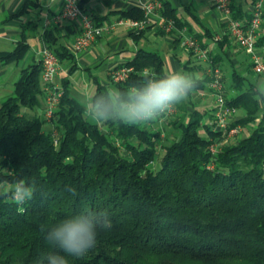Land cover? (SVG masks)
<instances>
[{
  "label": "trees",
  "instance_id": "trees-1",
  "mask_svg": "<svg viewBox=\"0 0 264 264\" xmlns=\"http://www.w3.org/2000/svg\"><path fill=\"white\" fill-rule=\"evenodd\" d=\"M161 12L177 23L164 3ZM120 14L144 18L137 7ZM231 18L238 16L231 12ZM43 40L60 63L71 58L52 31H44ZM256 43L264 44V35ZM27 49L19 41L0 58L18 59ZM119 66L132 67L128 76L114 82L108 75L106 83L93 78V94L106 86L124 88L146 73H167L160 54L145 48ZM206 68L198 89L206 87ZM40 73V59L23 68L0 104V181L35 180L45 192L23 206L0 198V264H33L47 248L41 223L98 207L110 209L112 228L99 233L83 259L69 257V264H264V109L252 99L255 81L232 70L226 86L221 74L225 101L235 108L227 128L245 131L219 140L212 154L209 146L223 130L216 129L209 108L191 99L163 117L167 129L158 126L160 120L97 124L86 117L66 75L48 120L37 112L45 103Z\"/></svg>",
  "mask_w": 264,
  "mask_h": 264
},
{
  "label": "crops",
  "instance_id": "crops-1",
  "mask_svg": "<svg viewBox=\"0 0 264 264\" xmlns=\"http://www.w3.org/2000/svg\"><path fill=\"white\" fill-rule=\"evenodd\" d=\"M26 1L0 0V54L13 50L19 41L28 45L26 53L18 59L5 62L0 58V104L13 93L14 83L20 77L22 69L39 60V51L46 45L43 40V33L46 30L52 31L56 45L64 46L72 55L70 59H62L61 69L54 79L55 83L60 85L61 78L67 75L71 89L72 86H79L88 94L94 92L93 78L96 77L93 76L82 85L79 83L76 85L70 77L72 73L78 68L88 70L99 68L105 73L104 83H106L110 71L132 59L138 48L158 52L164 61L167 73L173 70H185L197 74L202 79L205 76L203 69L205 63L191 62L195 59L192 58L189 50L186 61L183 63L181 61L184 57L182 48H186L181 43V37L184 35L194 37L201 46L217 56L221 66L225 63L230 72L236 70L247 76L250 70L253 71L249 67V55L226 33L227 19L231 17V13L226 15L211 0H161L164 3V10L171 9L177 19L171 33L162 31L161 22L165 17L160 10L147 16L142 32L133 30L126 23L117 24L99 35L87 49L76 53L71 50V46L79 33L80 19L55 20V15L61 9V0H32L23 8ZM147 1L149 0H78L82 10L98 24L118 20L121 17L130 18L121 16L120 12L133 7L141 9V4ZM252 2L253 0H230L231 12L238 16V20L246 22ZM263 35L264 20L258 37ZM73 64L75 69L69 74ZM228 69L225 68L224 72L222 70L224 84L226 81L229 84L230 81L231 73L228 76L226 74ZM64 71L66 74H63ZM200 89L202 88L195 92L198 100L195 103L199 107L206 105L209 99V94L203 93ZM37 112L41 114L42 108L40 107Z\"/></svg>",
  "mask_w": 264,
  "mask_h": 264
},
{
  "label": "clouds",
  "instance_id": "clouds-1",
  "mask_svg": "<svg viewBox=\"0 0 264 264\" xmlns=\"http://www.w3.org/2000/svg\"><path fill=\"white\" fill-rule=\"evenodd\" d=\"M201 78L190 71L173 70L163 75L144 74L124 88L106 86L98 94L84 95L80 104L88 119L97 123H120L125 126H147L161 120L174 107L184 103L198 89ZM252 99L264 108V78L254 82ZM73 196L75 187L66 189ZM45 195L35 180H16L11 185L0 181V198L18 206L32 201L36 194ZM109 208H84L51 224L41 223L40 232L47 248L33 264H69V257L83 259L98 243L101 231L113 226Z\"/></svg>",
  "mask_w": 264,
  "mask_h": 264
},
{
  "label": "built area",
  "instance_id": "built-area-1",
  "mask_svg": "<svg viewBox=\"0 0 264 264\" xmlns=\"http://www.w3.org/2000/svg\"><path fill=\"white\" fill-rule=\"evenodd\" d=\"M212 3L222 10L226 15H230V0H211ZM163 8L161 0H149L141 4V9L144 12V18L133 19L123 18L118 20L107 21L103 24H97L93 19L85 13L78 3V0H61V9L55 15V20H75L80 19V29L75 37L71 50L80 52L87 49L91 43L103 32L112 29L117 24H129L133 30L139 32L147 22V16L150 13H155ZM264 0H254L250 6L249 17L246 22L229 17L227 19L226 33L249 55L252 62V70L264 77V44L256 43L261 30V25L264 20ZM161 28L167 33H171L175 27L172 19L165 18L161 22ZM181 43L191 53L193 59L202 61L206 65V74L209 77L206 81V87L203 93H208L212 96L209 104L205 108H209L213 114L216 129L223 130V134L219 139L210 144L209 149L212 154L217 151V142L224 139H234L241 135L243 127L237 125L227 128L228 122L233 119L235 108L228 105L223 95L224 87L221 81V69L212 62L209 50L200 45V43L190 35L181 37ZM39 59L41 63V83L45 92V103L42 109V115L45 119H51L53 112L57 106L59 98L62 95L63 89L55 83V76L61 69V63L57 55L46 45L41 47L39 51ZM132 67L119 66L110 71L112 81L118 82L124 80ZM144 72H148L147 69ZM175 107L166 116L174 114ZM165 116V117H166ZM56 143V141H55Z\"/></svg>",
  "mask_w": 264,
  "mask_h": 264
},
{
  "label": "rangeland",
  "instance_id": "rangeland-1",
  "mask_svg": "<svg viewBox=\"0 0 264 264\" xmlns=\"http://www.w3.org/2000/svg\"><path fill=\"white\" fill-rule=\"evenodd\" d=\"M185 47V46H184ZM162 49V48H161ZM164 50V49H163ZM182 50H183V56L184 57H182V59H181V61H182V63L183 62H185L186 61V59H187V57H188V49H186V48H182ZM164 52V51H163ZM191 62H198V61H191ZM190 64H193V63H190ZM79 66H81V65H78V67ZM222 67V70H223V72L225 71V68L226 69H228V66L227 65H225V63H224V65H222L221 66ZM227 72V71H226ZM231 72H230V70L228 69V73H226L227 74V76L230 74ZM63 74H66V72L64 71V73ZM221 74H222V71H221ZM93 76H95L97 79H98V81H100L101 83H104L105 82V80H106V76H105V73L104 72H102L99 68H91L90 70H88V69H80V68H78L77 70H76V72H74V73H72L71 75H70V77H71V79L74 81V82H76V85H78V83L80 84V85H82L83 83H85L87 80H89L90 78H92ZM247 76L251 79V80H253V81H257V79L258 78H264V77H262V76H260V75H258L257 73H255L254 71H249L248 72V74H247ZM225 84L227 85L228 84V81H226L225 82ZM72 94L74 95V96H76L79 100H80V98L82 97V96H84V95H89L87 92H85V91H82V89H81V87H79V86H76V87H74V86H72ZM200 90H202V92L204 91V89H200ZM90 91H91V88H90ZM196 92V91H195ZM195 92H194V94H192L190 97H189V99H191L194 103L195 102H197L198 100H196V95H197V93L195 94ZM230 96V95H229ZM209 99H208V101H206L207 103H206V105L207 104H209L210 103V101L212 100V96L209 94ZM203 107H205L204 105H203ZM264 109V108H263ZM242 113V111L240 110V109H237L236 110V114H241ZM169 117H172V115L171 116H169ZM164 123H165V121H164V118H162L159 122H158V126L159 127H162V128H168L166 125H164ZM165 126V127H164ZM164 131V130H163ZM245 130H243V132H244Z\"/></svg>",
  "mask_w": 264,
  "mask_h": 264
}]
</instances>
